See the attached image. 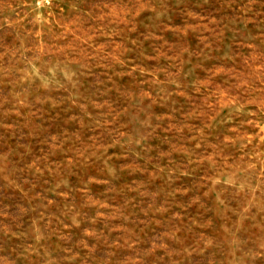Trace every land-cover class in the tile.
<instances>
[{"label": "rangeland", "instance_id": "obj_1", "mask_svg": "<svg viewBox=\"0 0 264 264\" xmlns=\"http://www.w3.org/2000/svg\"><path fill=\"white\" fill-rule=\"evenodd\" d=\"M0 264H264V0H0Z\"/></svg>", "mask_w": 264, "mask_h": 264}]
</instances>
